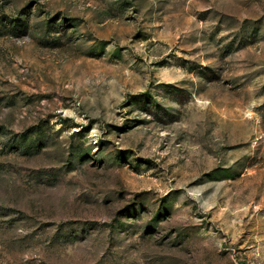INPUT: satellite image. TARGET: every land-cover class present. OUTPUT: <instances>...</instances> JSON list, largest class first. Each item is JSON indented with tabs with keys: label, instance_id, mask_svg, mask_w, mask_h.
I'll use <instances>...</instances> for the list:
<instances>
[{
	"label": "rangeland",
	"instance_id": "obj_1",
	"mask_svg": "<svg viewBox=\"0 0 264 264\" xmlns=\"http://www.w3.org/2000/svg\"><path fill=\"white\" fill-rule=\"evenodd\" d=\"M0 264H264V0H0Z\"/></svg>",
	"mask_w": 264,
	"mask_h": 264
}]
</instances>
